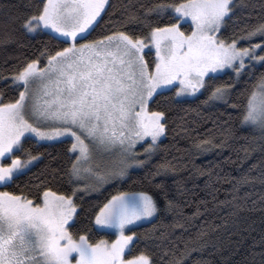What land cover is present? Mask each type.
I'll return each instance as SVG.
<instances>
[{
    "label": "snow or ice",
    "instance_id": "snow-or-ice-1",
    "mask_svg": "<svg viewBox=\"0 0 264 264\" xmlns=\"http://www.w3.org/2000/svg\"><path fill=\"white\" fill-rule=\"evenodd\" d=\"M24 7L14 15L19 5L0 3V15L21 21L25 37L48 39L38 55L0 68V83L12 93L0 90V264H157L151 247L140 244L168 234L141 236L134 228L184 216L181 198L190 190L175 178L177 165H156L138 191L104 196L105 186L148 167L176 106L205 93L204 104L227 105L245 77L252 81L264 69V0L258 7L253 0H148L138 11L126 5L99 32L110 0H29ZM13 42L14 32L0 31V45ZM221 73L231 80L215 83ZM245 91L230 106L242 130L264 136V73ZM62 138L71 140L66 163L22 181L52 155L49 148L67 142ZM222 146L214 138L195 145L202 152ZM249 182L241 176L233 192ZM171 227L184 225L177 219ZM101 234L107 238H95ZM206 235L183 248L172 244L164 264H187L208 247Z\"/></svg>",
    "mask_w": 264,
    "mask_h": 264
},
{
    "label": "trees",
    "instance_id": "trees-1",
    "mask_svg": "<svg viewBox=\"0 0 264 264\" xmlns=\"http://www.w3.org/2000/svg\"><path fill=\"white\" fill-rule=\"evenodd\" d=\"M146 2L148 0H110L113 7L109 9V15L105 16L97 32L111 27L109 20L115 21L120 18L126 5L131 11H138L139 4ZM253 2L258 7L260 0ZM0 3L19 5V13L13 9V14L17 15L27 11L24 5L28 4L29 0H0ZM20 23L19 20L12 21L0 15V31L6 27L9 32H14L16 37V42L0 45V68L11 67L17 62V57L22 59L25 56L38 55L39 50L47 42L48 38L45 36L25 37L20 30ZM231 33L232 29L229 28L228 35ZM55 44V41L51 42L50 47ZM148 57L152 60L153 52ZM261 73H264V69L258 68L252 81L245 77L227 105L223 102L204 104L208 98V93H205L176 106L169 116L168 134L162 138L163 143L148 167L131 171V178L116 182L115 187L105 186L104 196L115 194L117 189L138 191L141 189L138 182L149 171L154 170L156 165L165 161L177 165L179 173L175 178L183 179L190 190L186 197L181 198L182 201H187L186 204H182L184 216L165 214L152 223L134 228L141 236L147 234L159 236L161 232L168 234V240H146L140 244L141 249L145 244L151 247L157 264H164L163 252L172 244H178L183 248L186 242L195 241L200 233H207L204 239L207 240L208 247L201 252L192 253L187 264H195L196 260L206 261L207 264H264V256L261 255L264 253V183L261 182L264 177V136L256 129L242 130L240 112L230 106L232 103L245 100L248 94L245 89H251ZM230 80L231 73L228 75L222 73L215 83L222 84ZM0 90L8 92L2 83ZM8 95L12 93L8 92ZM182 124L187 131L181 129ZM209 138H214L217 143L223 141V146L212 147L207 152L195 147L198 141ZM65 140L66 143L49 148L48 151L52 155L47 156L38 167L33 168L28 176L22 177V181L29 178L34 180L35 175H39L46 166L56 168L64 165L67 160L64 153L71 146V140ZM40 151L45 150L41 148ZM244 175L250 178V182L238 185L239 192H233V185L238 184L240 177ZM217 176L221 179L218 180ZM172 179L169 176L167 183L171 184ZM97 195L93 194V199ZM200 201L208 202L207 211L200 205L203 215L190 219ZM177 219L184 225L183 228L171 227ZM95 238L107 237L101 234Z\"/></svg>",
    "mask_w": 264,
    "mask_h": 264
},
{
    "label": "rangeland",
    "instance_id": "rangeland-1",
    "mask_svg": "<svg viewBox=\"0 0 264 264\" xmlns=\"http://www.w3.org/2000/svg\"><path fill=\"white\" fill-rule=\"evenodd\" d=\"M145 51L147 52L148 50L146 49ZM153 57H154V50H153ZM146 59H149V57L146 56ZM221 74H222V73H221ZM197 95H199V94H197ZM190 98H195V97H190ZM62 139H68V138H62ZM137 151L142 153V152H143V149L140 148L139 145H138V146H137ZM153 157H154V156H153ZM137 169H140V168H137ZM133 170H136V169H130V172L133 171ZM106 186H107V185H106Z\"/></svg>",
    "mask_w": 264,
    "mask_h": 264
}]
</instances>
